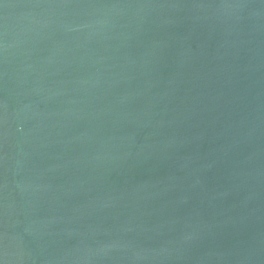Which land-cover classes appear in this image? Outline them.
I'll return each mask as SVG.
<instances>
[{
	"label": "water",
	"instance_id": "obj_1",
	"mask_svg": "<svg viewBox=\"0 0 264 264\" xmlns=\"http://www.w3.org/2000/svg\"><path fill=\"white\" fill-rule=\"evenodd\" d=\"M0 264H264V0H0Z\"/></svg>",
	"mask_w": 264,
	"mask_h": 264
}]
</instances>
